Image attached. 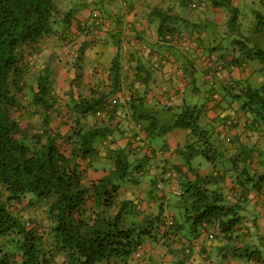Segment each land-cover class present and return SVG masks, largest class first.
Segmentation results:
<instances>
[{"label":"trees","instance_id":"obj_1","mask_svg":"<svg viewBox=\"0 0 264 264\" xmlns=\"http://www.w3.org/2000/svg\"><path fill=\"white\" fill-rule=\"evenodd\" d=\"M100 13L82 26L101 28L104 19ZM60 15L52 0H0V264H127L133 256L142 258L144 244L162 228H167L170 243L213 231L215 236L210 239L225 243L234 256L264 264V245L240 246L248 236L244 231L249 195H260L264 186V159L260 160L264 147L245 145L254 125L248 132L231 136L239 124L236 118L226 117L221 131L214 125L209 129L199 125L203 107L186 106L178 116L173 109L162 107L163 113L147 115L151 113L139 112L147 99H133V117L143 125L148 123L149 136L159 129L165 131L163 124L170 117L177 124L174 129L195 136V141L188 138L186 147L176 151L182 163L166 169L161 178L166 186L176 180L183 186L166 197L168 205H172L173 196L177 198L179 213H165L163 205L156 212L142 209L135 188L145 171L134 166L132 152L156 159L165 151L145 147V141L137 142L138 135L133 143L144 144V150L114 148L117 140L107 124L118 99L109 100L106 94L96 101L77 99L71 113L55 107L59 102L49 76L35 81L33 54L28 48L57 33L53 25ZM239 20L236 15L233 22L243 27ZM254 27L255 33L264 34V16L258 15ZM240 31L249 34L246 29ZM244 35L235 40L231 60L209 53L205 75L212 88L206 100L212 99L225 111L230 108L264 120V84L256 88L249 80L256 73L264 76L263 49L255 53L262 64L259 71L227 83L218 80L225 71L247 70L245 59L235 55L249 49L247 40L252 39H243ZM162 36L164 42L178 41L190 53L200 46L196 39L184 40L178 33ZM118 70V66L113 69L114 84L121 78ZM220 83L223 96L216 92ZM100 111L105 118L98 117ZM89 116L102 123L82 125L80 120ZM201 156L211 168L206 175L196 170L199 166L194 160ZM182 166L189 168V173L197 171L195 179L184 174ZM99 172L108 174L100 179L91 177ZM154 183L155 191L164 189ZM169 220L174 222L172 227Z\"/></svg>","mask_w":264,"mask_h":264},{"label":"crops","instance_id":"obj_2","mask_svg":"<svg viewBox=\"0 0 264 264\" xmlns=\"http://www.w3.org/2000/svg\"><path fill=\"white\" fill-rule=\"evenodd\" d=\"M99 1H101L103 12L100 10V6L98 11L95 10ZM219 1L222 2L219 4L215 3V0H200L199 5L196 7L191 3L189 4V0H134L132 3L130 0H98V3L97 0H70L69 9L66 6L68 11H66V8L58 7L61 13L59 21L63 20L66 22L65 25L68 26L65 32L60 28L56 29L57 33L62 32L63 35L68 36L65 39L66 44L59 46L60 52L53 56L43 57L46 49L50 52L52 48L56 49L58 47L53 43L51 37L47 36L37 42V45L28 48V52L33 54L30 59H32L34 65L32 71L34 74L41 73L43 62L40 67L38 65L42 58L49 61L56 56L58 61H61V59L63 61L72 60L74 67L77 65L75 61H78V58L75 59L76 53L80 52L79 58L80 56L84 58L82 64L87 70L83 72V76L79 81L76 75V78L74 77L70 81L67 75L63 74L54 82L57 90H55V98L59 102L55 106L56 108L67 109L68 112L72 113L77 99L87 98L96 101L103 94L109 95V100L118 99L116 112L107 124L110 126V130L113 131L114 139L117 140L114 148L132 149L133 147L137 149L140 144H134L133 140L136 135H141L143 141H145V147L165 151L164 156L156 157V159L146 157L140 152H135L136 150L132 152L131 157L134 166L145 171L144 176L140 177L135 188L138 197L142 199V209L156 212L161 209L162 205L166 209L168 203L166 197L172 192H179V188L181 189L179 180L171 181L172 183L166 186L161 178L166 169L169 170L174 165L182 163V159L176 151L180 146H185L188 138L192 136L189 133L184 134L183 130L181 132L180 128H176L171 131L170 137L164 146L154 144L151 141L152 136H149L145 129L148 123L143 125L133 117L131 101L133 99H147V105L140 108L139 112L141 113L150 112L148 106L154 108L160 106L170 109L179 107L183 99L186 98L187 88L189 87L186 70L190 66H192L191 68L200 66L205 74V60L211 52L215 54L214 56L217 55L219 58L223 56L227 61L231 60L233 54L227 56L224 52L225 47L221 49L214 47L212 40L215 38H212L210 34L213 33L211 31L214 28V36L215 34H222V40H224L225 35L237 33L235 31L238 25L233 22L232 18L234 15L235 17L238 15L239 19L242 17L240 7L243 0ZM223 5H229L228 9L226 10ZM95 12H101L100 14L103 15L102 27L84 28L82 25L88 22ZM74 13L75 15H73ZM173 17L179 18L174 24L171 21L174 19ZM207 17H210L212 21L207 20ZM214 21H218L219 24ZM198 22H205L206 26L202 29L197 28ZM221 26L227 27V30L224 29L222 32ZM184 27L186 29H183ZM167 32L178 33L179 37H184V40L187 37L193 40L196 39L200 46L195 48L199 49L190 53L178 44V41L175 43L164 42L162 35ZM240 35L243 36L241 33ZM262 35L258 36L264 37ZM252 42L254 44V36H252ZM257 45V47L263 48L261 43ZM235 55L243 60L239 52ZM244 61L248 65L245 73L239 70H235L233 73L225 71L218 75V80L227 83L233 79L247 78L253 74L255 70L253 71L250 68L247 60ZM68 65L72 68L70 63ZM117 66L120 69L118 71L121 78L117 84H114L113 76L116 72L113 69ZM72 82L78 83L73 87ZM228 104L226 102V105ZM206 109L208 110L206 114L209 115L207 118L212 123L224 122L226 117L238 120L239 124L235 126L236 128H233L231 136L248 132L251 129L249 127L251 125L247 122L248 125L246 126L247 123H245V119L249 114L235 112L230 108L225 111L212 99L206 100ZM169 119L166 121H171ZM100 121L102 120L98 117L89 116L80 120V123L87 126L102 123ZM214 126H218L217 129L221 131V125ZM159 127H163V125ZM260 127V125L253 126V128L262 129L261 132L264 133V129ZM159 131L161 130L159 129ZM179 134L183 135L184 143L178 142ZM262 137H264V134ZM174 138H176V141L173 140ZM248 140L250 139H245V145L254 142ZM141 147L143 150L145 149L144 144ZM261 147H264V144ZM263 159L264 157L260 160ZM167 163L169 166L165 167ZM181 168L183 173H188L192 179H195L197 171L200 170L201 172L200 166L196 167L197 169L194 167L197 171L193 173H189V168L186 166ZM261 170L264 172V167ZM209 171V169H206L201 174L206 175ZM107 174L104 172L92 173L91 177L100 179ZM174 175L176 176V173ZM154 181H156V184L158 183L157 188L162 184L164 189L155 191ZM227 183L228 186L233 184L232 180H228ZM127 187L133 189L132 186L128 185ZM261 190L260 195L255 192L249 195L250 198L246 205L248 209L246 211L248 217V221H246L247 230L244 231L248 236L243 237L244 243H241L240 246L247 244L264 245V186ZM165 213L172 212H168L166 209ZM167 231V228H162L160 234L144 244L141 251L142 258L138 260L137 257L133 256L127 264H254V262H248L244 258L234 256L225 243H219L216 238L211 240L210 235L215 236L213 231L209 233L202 232L196 238H182L174 243H170L169 236L166 235Z\"/></svg>","mask_w":264,"mask_h":264},{"label":"rangeland","instance_id":"obj_3","mask_svg":"<svg viewBox=\"0 0 264 264\" xmlns=\"http://www.w3.org/2000/svg\"><path fill=\"white\" fill-rule=\"evenodd\" d=\"M133 1L134 0H130L131 3ZM52 2L54 4V6H56V7L64 8V9L66 8V11H68V9L70 7V5H69L70 0H52ZM100 2L101 1H99V3H98V0H97L98 6H97V8L94 7V8H96L95 10H97V11L99 9V6L101 7ZM220 2H222V1L215 0V3L220 4ZM215 3H213V5H215ZM66 6H68V9ZM223 6L226 7V10H227L229 5H223ZM240 9H241V13H242V17H240V20H244L245 24L242 21H240V20L239 21L243 25V27L238 26V28L235 31L237 33L233 36V38H232V34H229V35L224 36L225 37L224 40H222L223 39V37L221 36L222 34L221 35L215 34V36H214L215 29L213 28V31H211L213 33L210 35L212 38H215V39L212 40V43H213V46L216 47L217 49H221L222 47H225L224 52L228 56V55L232 54L234 49H235V42H236L235 40L240 41V39L238 38V36L241 32L240 30L246 29L249 34L247 36H245L243 34L244 37L246 39H252V36H254V44L251 40H248L249 42L247 43V45L249 46L248 47L249 49L245 50V52H240V57H242L243 59L248 61V63L250 64V68L253 71L254 70L259 71L262 64H261V61L255 56V53H257L261 50V48H259L260 46L257 47L258 43H261L263 45L262 51L264 52V37L258 36L260 34H257L254 32V30H255L254 26H257L258 15L260 14V15L264 16V2H263V0H243ZM100 10L103 12L102 7L100 8ZM95 13H98V12H95ZM94 14L92 16H94ZM73 15H75V13ZM70 17L72 19V15ZM210 17H207V20L212 21V19ZM177 19H179V18L176 17V18L171 20L173 22V24ZM232 19H235V15ZM214 22L219 24L218 21H214ZM235 22H237V20ZM65 23L66 22H64L63 20L57 21V23H54V25H53L54 29L60 28L62 31L65 32V29L68 27L67 25H65ZM204 26H206L205 22H202V23L198 22L197 28L202 29ZM226 28L221 26V31L224 29L227 30ZM183 29H186V27H184ZM230 32H233V31H230ZM262 36H264V34ZM66 37H68V36L63 35L62 32H59L57 34H53L51 36V40L58 47L56 49L52 48V50L50 52L46 49L45 53L43 54V57L46 58L48 55L53 56V55H56L57 52H60L59 46L66 44V42H65ZM257 38H259V40H257ZM67 45L69 46V44H67ZM79 54H80V52L76 53V56H75V59L78 58V61L77 62L75 61V63L77 64L76 67H74L72 65V60L63 61L61 59V61H58V59H57L58 57H56V56H55V58H51L49 61L44 60L42 58V61L38 65V67H40L42 62H43L41 73L40 72L36 73L37 76L35 78V81H36V79H40L41 77L49 76L51 86L55 87L54 82L56 80H58V77L63 75V74H66L70 81H72L76 75L78 77L77 80L79 81V79L82 78L81 76H83V72H85L87 70V68L84 67L82 64L84 58L82 56H80V58H79ZM248 55L251 59L248 58ZM68 63H70L72 68L69 67ZM191 67L192 66H190V68H188L186 70L187 77H188V83H189V85H188L189 87L187 88V92H186V98L183 99V102L179 107L173 108L172 112L176 113L178 116L179 114H182V112L185 110L186 106H194V105L200 106V107H203V109H204L203 110L204 115L200 119V123H199V125H201V127H208L210 129L211 125H222L223 121H220L217 123L216 122L212 123L207 118L209 115L206 114V112H208V110L206 109V96L208 95V92L210 91L212 86L208 81L205 80L206 75L202 72L200 66H195V68H191ZM70 71H71V73H70ZM256 71H254V72H256ZM252 76H250L249 80L254 87L259 88L264 84V76H262V74L256 73L255 75H252ZM77 83L72 82V86L75 87V85ZM38 85H39V83L36 84V88L39 89ZM55 90H56V88H55ZM216 92H218L221 96H223L222 95L223 91H222L221 87L217 88ZM230 101H232L231 98L229 99V102ZM198 102H200V103H198ZM237 102L240 104L239 101H237ZM238 103H236V104H238ZM153 109L154 110L149 112L151 114H147V115H153L155 113L158 114V113H160V111H162V113H163V110H161L162 107H160V106H158V108H153ZM254 119H256L258 121H255ZM251 120H253L252 121L253 123L251 122ZM247 122L249 123V125H256V126L261 125L260 128L264 129V120L257 119V117L252 115V114H249L248 117L245 119V123H247ZM160 125H162V124H160ZM163 125H165L166 130L165 131H159V130L156 131L155 134L152 135V139H151V141L154 142V144H156L158 146H164L167 143L168 138L170 137L171 131L168 130L167 126L173 127V129H174L175 125H177V124L173 120L171 122L164 123ZM180 130H181V132L183 130L184 134L189 133V131H187L185 129L180 128ZM261 131H262V129H259V128L258 129L257 128L252 129V132L249 136L250 140H248V141L253 140L254 142H249V146L254 145V144L261 146L264 144V137H262L264 133ZM167 135H169V136H167ZM194 135H196V134H194ZM180 137H181V139H180ZM192 137H191L192 139L190 140L191 142L195 141V136H192ZM173 140L176 141V138H174ZM177 140H178V142L180 141V142L184 143L183 135L179 134ZM182 146L186 147L184 145H182ZM194 162L198 163V166H200L201 172H203L206 169L211 170V168H209L208 160L205 159V157H203V156L197 157L194 160ZM198 172H200V170ZM181 187H183V186H181ZM171 203H172V205H168V203H167L166 209L168 210V212H172L173 214L177 215L179 212L176 209L177 198L175 196H173Z\"/></svg>","mask_w":264,"mask_h":264},{"label":"built area","instance_id":"obj_4","mask_svg":"<svg viewBox=\"0 0 264 264\" xmlns=\"http://www.w3.org/2000/svg\"><path fill=\"white\" fill-rule=\"evenodd\" d=\"M193 2V6H198L199 5V2L200 0H191ZM218 96L215 95L214 98H217ZM114 103H117V101H114ZM105 113L104 112H98V116L102 117V118H105ZM140 140V139H139ZM159 188H161V186H159ZM167 224L169 225V227H172L174 225V222L172 220H169L167 221ZM211 238H213V236H211Z\"/></svg>","mask_w":264,"mask_h":264},{"label":"clouds","instance_id":"obj_5","mask_svg":"<svg viewBox=\"0 0 264 264\" xmlns=\"http://www.w3.org/2000/svg\"><path fill=\"white\" fill-rule=\"evenodd\" d=\"M217 95V94H216ZM215 96V95H214ZM218 96V95H217ZM98 117H100V116H98ZM140 139V140H139ZM142 140H143V137L141 136V135H139L138 137H137V142H142ZM138 144H140L141 145V143H138ZM139 149L140 148H142V147H138ZM137 148V149H138Z\"/></svg>","mask_w":264,"mask_h":264}]
</instances>
